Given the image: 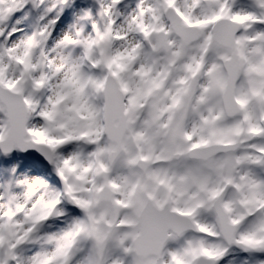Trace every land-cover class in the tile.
Instances as JSON below:
<instances>
[{"label":"snow or ice","instance_id":"1","mask_svg":"<svg viewBox=\"0 0 264 264\" xmlns=\"http://www.w3.org/2000/svg\"><path fill=\"white\" fill-rule=\"evenodd\" d=\"M0 264H264V0H0Z\"/></svg>","mask_w":264,"mask_h":264},{"label":"rangeland","instance_id":"2","mask_svg":"<svg viewBox=\"0 0 264 264\" xmlns=\"http://www.w3.org/2000/svg\"><path fill=\"white\" fill-rule=\"evenodd\" d=\"M26 166H30V164L29 163H26Z\"/></svg>","mask_w":264,"mask_h":264}]
</instances>
